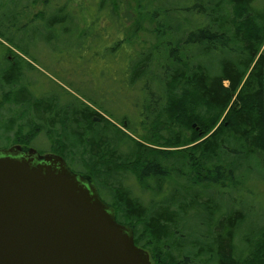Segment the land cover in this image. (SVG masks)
Here are the masks:
<instances>
[{
	"label": "trees",
	"instance_id": "1",
	"mask_svg": "<svg viewBox=\"0 0 264 264\" xmlns=\"http://www.w3.org/2000/svg\"><path fill=\"white\" fill-rule=\"evenodd\" d=\"M258 1L0 0V37L11 44L0 40V89L21 107L16 140L44 133L51 152L91 174L153 264H264V227L243 236L247 215L232 195L264 157ZM106 29L115 33L103 51L124 62L111 93L81 99L56 84L51 97H19L37 69L20 53L61 35L102 45Z\"/></svg>",
	"mask_w": 264,
	"mask_h": 264
},
{
	"label": "water",
	"instance_id": "2",
	"mask_svg": "<svg viewBox=\"0 0 264 264\" xmlns=\"http://www.w3.org/2000/svg\"><path fill=\"white\" fill-rule=\"evenodd\" d=\"M32 155L0 151V264H153L63 156Z\"/></svg>",
	"mask_w": 264,
	"mask_h": 264
},
{
	"label": "rangeland",
	"instance_id": "3",
	"mask_svg": "<svg viewBox=\"0 0 264 264\" xmlns=\"http://www.w3.org/2000/svg\"><path fill=\"white\" fill-rule=\"evenodd\" d=\"M3 1L7 2V0ZM257 6H264V0H259ZM107 30L108 29H106L104 39H102L104 41L102 45H99L95 38H91L89 47L85 48L87 45L82 47L81 44L74 43L75 40L79 41L78 38L73 37L69 39L61 35L52 41L50 40L49 43L40 44L38 47L31 46V54L20 53L22 57L31 61L37 69L31 70L26 74L28 83L26 81L24 83L25 86H29V88H23V90L17 89V92L19 91V93H17L19 97L23 96L26 97L25 99H29L32 95L37 96L43 93V91H47L48 97H51L54 92H58L56 90V88H58L57 85L65 87L81 99L86 98L88 93L97 95H100L103 91H106L108 94L111 93L113 91L112 81L110 80L111 76H113L116 71L122 69L124 62L121 59V54L113 55L107 51H103L102 46H106L115 33L114 30L109 29V34H107ZM0 40L8 46L11 45L2 37H0ZM12 54L14 53H10L11 60L14 59ZM72 54H84L86 58L84 60H73ZM4 55L5 48L0 45V56ZM30 82L33 84H29ZM2 95V90L0 89V103L5 100ZM104 95L106 96V94ZM0 107V125H3L2 131L9 125L10 119L16 121L13 125L14 129H12V132L5 134L0 132V147H9L16 143H20L19 140H16V133L17 123L19 122L18 116L22 112L21 107L14 103H9L8 101H3ZM98 111L106 116L103 110L98 109ZM122 112L129 113L130 111L127 108ZM122 112H120V115L123 114ZM27 128L25 127V130H27ZM8 138L11 139L8 141ZM28 145L41 153H46L50 152L51 142L49 138L42 133L38 134L34 141ZM250 166L253 168L251 174L252 181L249 180V184L244 182V187L241 190L232 193L234 198H237L241 209H243L247 215L243 227V236H253L259 228L264 227L263 155L257 153L255 161ZM71 167L75 171H78L75 167ZM84 174L88 175L90 178L92 177L91 174ZM129 184L137 190V184L133 178L129 179ZM242 244L241 242V245Z\"/></svg>",
	"mask_w": 264,
	"mask_h": 264
},
{
	"label": "flooded vegetation",
	"instance_id": "4",
	"mask_svg": "<svg viewBox=\"0 0 264 264\" xmlns=\"http://www.w3.org/2000/svg\"><path fill=\"white\" fill-rule=\"evenodd\" d=\"M10 58H11V56H10ZM32 147H29V145L27 144V143H24V142H20V143H16V144H14V145H12V146H9V147H6V146H4V147H0V151H4V150H13V152H14V154L16 155H18L19 157H33V155L32 156H30V149H31ZM39 152V151H38ZM40 153V152H39ZM48 153H50V152H48ZM53 153V152H52ZM40 154H45V153H40ZM35 160H37V159H35ZM68 163V162H67ZM69 165V164H68ZM74 170V169H73ZM75 171V170H74ZM76 173H78L79 175H84L89 181H90V183L91 184H93L95 187H96V189L98 190V192H99V194H100V189H99V187H98V185H97V183L93 180V178L91 177H89L88 175H86V174H84V173H82V172H78V171H75Z\"/></svg>",
	"mask_w": 264,
	"mask_h": 264
}]
</instances>
